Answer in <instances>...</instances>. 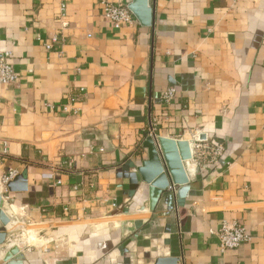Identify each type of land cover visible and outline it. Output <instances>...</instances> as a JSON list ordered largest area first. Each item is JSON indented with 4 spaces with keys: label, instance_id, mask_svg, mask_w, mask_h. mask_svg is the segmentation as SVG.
I'll list each match as a JSON object with an SVG mask.
<instances>
[{
    "label": "crops",
    "instance_id": "crops-1",
    "mask_svg": "<svg viewBox=\"0 0 264 264\" xmlns=\"http://www.w3.org/2000/svg\"><path fill=\"white\" fill-rule=\"evenodd\" d=\"M101 1L0 0V264H264V0H148L152 25L118 30ZM152 119L223 146L182 198L138 171ZM222 222L250 241L221 252Z\"/></svg>",
    "mask_w": 264,
    "mask_h": 264
},
{
    "label": "water",
    "instance_id": "water-1",
    "mask_svg": "<svg viewBox=\"0 0 264 264\" xmlns=\"http://www.w3.org/2000/svg\"><path fill=\"white\" fill-rule=\"evenodd\" d=\"M135 19L145 27L152 25V9L148 0H132L128 6ZM144 147L147 149V160L138 169L142 179L163 190L177 188L179 198L185 194L188 187L187 174L184 164L191 160L189 143L181 140H173L165 137L147 138ZM0 223L3 227L0 231V245L5 243L9 220L0 211ZM23 231V229H21ZM10 235L13 231L9 230ZM2 264H23L24 257L17 248H11L1 258Z\"/></svg>",
    "mask_w": 264,
    "mask_h": 264
},
{
    "label": "built area",
    "instance_id": "built-area-1",
    "mask_svg": "<svg viewBox=\"0 0 264 264\" xmlns=\"http://www.w3.org/2000/svg\"><path fill=\"white\" fill-rule=\"evenodd\" d=\"M102 14L103 18L116 30L130 26L134 23L133 14L129 11L127 6L120 4H113L109 1L102 0ZM54 42L56 40H53ZM48 48V47H47ZM10 55L8 53L0 54V85H7L16 83L18 77L9 62ZM175 89L168 88L160 97L163 106H168L175 97ZM155 119L149 123L148 136L155 138ZM4 146V153L7 152L6 144ZM191 160L198 166L215 163L223 154V146L215 145L208 139H200L199 136H194V139L189 143ZM14 173L10 172L4 176L2 183L8 182ZM218 240L219 249L221 252L227 250H234L240 245L250 241V235L245 227L239 222H222L219 228L214 232Z\"/></svg>",
    "mask_w": 264,
    "mask_h": 264
}]
</instances>
